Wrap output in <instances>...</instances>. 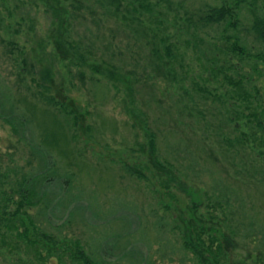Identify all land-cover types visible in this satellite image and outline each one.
I'll return each mask as SVG.
<instances>
[{"label": "rangeland", "instance_id": "obj_1", "mask_svg": "<svg viewBox=\"0 0 264 264\" xmlns=\"http://www.w3.org/2000/svg\"><path fill=\"white\" fill-rule=\"evenodd\" d=\"M261 23L264 0H0V214L40 167L68 182L31 211L65 241L0 220V264H83L102 237L122 264H264Z\"/></svg>", "mask_w": 264, "mask_h": 264}, {"label": "trees", "instance_id": "obj_2", "mask_svg": "<svg viewBox=\"0 0 264 264\" xmlns=\"http://www.w3.org/2000/svg\"><path fill=\"white\" fill-rule=\"evenodd\" d=\"M217 14H219V17H222V16L224 17L225 12H222V10H220L218 11ZM259 27L261 28V31L263 32L262 35H264V23L259 24ZM233 50H238V47L236 46ZM153 51L155 53V47ZM157 59L159 62L158 68L160 69L159 74H162V75L164 74L169 79L170 77L172 78V75H173V78H174L175 74H173L172 66L166 68V66H168L170 61L168 60L164 61L163 60L164 58L161 55H158ZM2 92L3 91L0 90V114L4 115L2 111L3 110L6 111V107H8V110H9L8 113H13L14 103L9 98H7V101H5L6 97L3 96ZM14 118L15 117L11 114L10 118H6V121H8L13 126H16ZM42 157L43 156L41 157L39 156L40 165L42 164ZM164 161L165 163L169 162V159L164 157ZM156 165L157 167L164 169V170L166 168L164 164L159 160H156ZM170 165H172V163H170ZM52 173L54 174V177L51 176V174L47 173L45 170H43V168L40 167L38 170H36V172L33 175L31 174L28 176L24 175L21 177V179L18 178L17 195H15V197L13 195L11 196L12 198L15 199L17 208L14 211H12L10 215H8V213L6 212L0 214V220L5 221L8 228L19 231L20 235H22L25 238L27 243L30 244L32 247H34L33 249L36 250L34 251L35 253H37L39 249L55 251L58 249L57 246L59 244H62L65 241L63 239L62 241L57 239L56 237L52 236L51 233H48L46 229H42L41 227H39L37 224L36 214L34 215L31 212L33 207H39L40 211L42 210L44 206L45 208H47L49 201L53 202L55 200L57 201V205H62L64 201H68V199H66L64 196L62 195H60L59 197L52 196L50 192L51 187L55 185L56 183L58 185V188L60 189H63L64 187L66 188L65 183H68V182H67V178L65 177L67 176V173L64 172L62 174L56 171ZM53 187H56V186H53ZM80 198H81V194L78 193L77 199H80ZM31 229L33 231V234L39 233L40 235H35V236L32 235ZM105 239L106 237H102V239L99 241V247L97 246L96 248H94V250H90V251H86L84 247H81L77 241L79 251H76V252L74 251L73 253L74 254L77 253L78 258L81 257L83 264H122L120 262L122 258H119L118 260H111V259L108 260V256H107L108 253L106 252L105 247L102 246L104 244ZM198 245L200 244L197 242L195 243L192 240L184 243V246L186 248L193 249L194 251L199 250ZM130 247L125 248V251H123L122 254H124L125 256L129 255L132 258L133 256H135L137 251L135 250L136 248L135 246H132L131 248ZM134 258H133V264H141V263L148 264L149 263V261H145L146 258H143V261L141 262H140V259L136 261ZM149 264H153V263L151 262Z\"/></svg>", "mask_w": 264, "mask_h": 264}]
</instances>
